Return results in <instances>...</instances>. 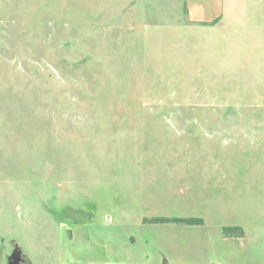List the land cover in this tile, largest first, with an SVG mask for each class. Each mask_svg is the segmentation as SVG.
Returning a JSON list of instances; mask_svg holds the SVG:
<instances>
[{"label": "rangeland", "instance_id": "1", "mask_svg": "<svg viewBox=\"0 0 264 264\" xmlns=\"http://www.w3.org/2000/svg\"><path fill=\"white\" fill-rule=\"evenodd\" d=\"M217 5L0 0V264H264V0Z\"/></svg>", "mask_w": 264, "mask_h": 264}, {"label": "trees", "instance_id": "2", "mask_svg": "<svg viewBox=\"0 0 264 264\" xmlns=\"http://www.w3.org/2000/svg\"><path fill=\"white\" fill-rule=\"evenodd\" d=\"M148 221L151 222H177V223H202V219L201 218H152ZM241 228L239 226H226L224 227V231L226 233H235L238 232V230H240Z\"/></svg>", "mask_w": 264, "mask_h": 264}, {"label": "water", "instance_id": "3", "mask_svg": "<svg viewBox=\"0 0 264 264\" xmlns=\"http://www.w3.org/2000/svg\"><path fill=\"white\" fill-rule=\"evenodd\" d=\"M21 259V249L20 247H16L13 254L8 258V262L10 263L12 260H15L16 261Z\"/></svg>", "mask_w": 264, "mask_h": 264}, {"label": "crops", "instance_id": "4", "mask_svg": "<svg viewBox=\"0 0 264 264\" xmlns=\"http://www.w3.org/2000/svg\"><path fill=\"white\" fill-rule=\"evenodd\" d=\"M212 1H213V3H212ZM216 1H217V3H218V0H210V2H211V4H214L215 6H218L217 5V3H216ZM213 6V5H212ZM208 11V10H207ZM205 12V11H204ZM201 16H204V17H206V18H200V19H204V20H206L207 19V16H209V14L207 13V12H205V14L204 15H202V14H200Z\"/></svg>", "mask_w": 264, "mask_h": 264}, {"label": "flooded vegetation", "instance_id": "5", "mask_svg": "<svg viewBox=\"0 0 264 264\" xmlns=\"http://www.w3.org/2000/svg\"><path fill=\"white\" fill-rule=\"evenodd\" d=\"M21 263H22V258L19 260L16 259V261L12 260L10 263L8 262V264H21Z\"/></svg>", "mask_w": 264, "mask_h": 264}]
</instances>
